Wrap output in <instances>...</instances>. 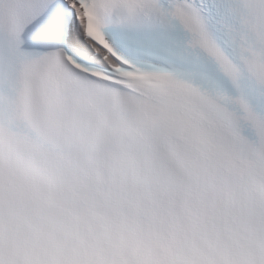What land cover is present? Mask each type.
Listing matches in <instances>:
<instances>
[{
	"label": "snow or ice",
	"instance_id": "1",
	"mask_svg": "<svg viewBox=\"0 0 264 264\" xmlns=\"http://www.w3.org/2000/svg\"><path fill=\"white\" fill-rule=\"evenodd\" d=\"M0 264H264V0H0Z\"/></svg>",
	"mask_w": 264,
	"mask_h": 264
}]
</instances>
